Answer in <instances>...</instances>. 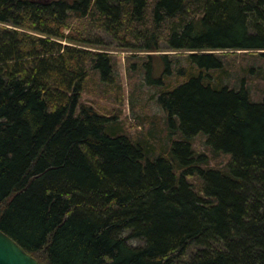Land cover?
<instances>
[{"label": "trees", "instance_id": "obj_1", "mask_svg": "<svg viewBox=\"0 0 264 264\" xmlns=\"http://www.w3.org/2000/svg\"><path fill=\"white\" fill-rule=\"evenodd\" d=\"M96 30L145 53L156 144L82 99ZM263 65L264 0H0V230L40 264H264Z\"/></svg>", "mask_w": 264, "mask_h": 264}, {"label": "rangeland", "instance_id": "obj_2", "mask_svg": "<svg viewBox=\"0 0 264 264\" xmlns=\"http://www.w3.org/2000/svg\"><path fill=\"white\" fill-rule=\"evenodd\" d=\"M94 36L101 38L106 46L105 50H94L107 52L113 56L114 77H112L113 81L111 83H104L99 81L96 74L91 73L85 81L82 99L95 104L97 110L101 113L115 117L114 121L119 125L118 128L121 133L128 135L129 138L139 140L149 134L150 137H147L148 142L153 145L156 144V140L160 141L166 134L165 116L156 102L159 88L147 85L143 80L142 63L145 62V53L136 52L132 48L128 49L129 47H119L114 39L103 34L100 30L94 31ZM161 46L163 48L164 44ZM171 53L173 52L165 51L164 46V49L158 54L167 55ZM173 54L179 53L175 52ZM233 58L234 60L232 59L230 62L235 69L244 63L245 59H248L243 57V60H241L240 55ZM249 62L255 63L252 60ZM181 64L185 65L183 62ZM252 78H247L251 86L250 94L254 101H260L264 98V80L256 77ZM176 81L179 82L180 79ZM168 82L165 80V84H169ZM170 82L174 83V79ZM232 82L237 83L235 79H232ZM172 137L177 139V136ZM164 145L167 144L164 142ZM193 147L197 154L208 156L210 160L209 167L221 169L224 166L227 158L212 156L205 146L203 136L199 135L193 140Z\"/></svg>", "mask_w": 264, "mask_h": 264}, {"label": "water", "instance_id": "obj_3", "mask_svg": "<svg viewBox=\"0 0 264 264\" xmlns=\"http://www.w3.org/2000/svg\"><path fill=\"white\" fill-rule=\"evenodd\" d=\"M0 264H40L10 236L0 230Z\"/></svg>", "mask_w": 264, "mask_h": 264}]
</instances>
